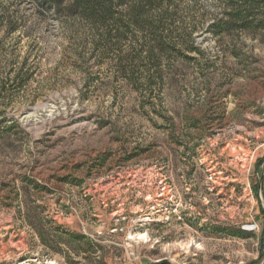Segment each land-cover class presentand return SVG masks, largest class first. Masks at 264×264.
Listing matches in <instances>:
<instances>
[{
	"label": "rangeland",
	"instance_id": "1",
	"mask_svg": "<svg viewBox=\"0 0 264 264\" xmlns=\"http://www.w3.org/2000/svg\"><path fill=\"white\" fill-rule=\"evenodd\" d=\"M157 5L105 43L0 0V264L262 262L264 0Z\"/></svg>",
	"mask_w": 264,
	"mask_h": 264
},
{
	"label": "trees",
	"instance_id": "2",
	"mask_svg": "<svg viewBox=\"0 0 264 264\" xmlns=\"http://www.w3.org/2000/svg\"><path fill=\"white\" fill-rule=\"evenodd\" d=\"M40 3L49 6L54 10L57 16L62 17L63 13L67 12L70 17H78L86 21L102 41L105 43L111 42L116 36L128 40V36H122L123 30L130 25L138 29H145L146 23L154 21V13L159 12L160 7L157 5V0H39ZM244 5L246 6L243 8ZM252 5V4H251ZM247 4H231L229 12H227L228 20L216 21L211 30L216 36H220L225 31H231L233 25L240 27L243 30L252 29L257 21L256 16L252 14V6ZM158 15V14H157ZM125 22H128V26ZM262 21H259L261 23ZM258 23V22H257ZM261 27L262 24H260ZM127 26V27H126ZM151 27L152 24H151ZM117 33V35L114 36ZM122 33V34H121ZM166 51V50H164ZM147 53L152 55L154 50H148ZM148 79V78H147ZM151 77L147 80L151 82ZM263 159L260 161L262 163ZM258 192V186L255 188ZM262 213L263 209H261ZM241 233H239V236ZM84 239V237L80 238ZM264 258V254L261 259ZM256 262L254 264H259Z\"/></svg>",
	"mask_w": 264,
	"mask_h": 264
},
{
	"label": "water",
	"instance_id": "3",
	"mask_svg": "<svg viewBox=\"0 0 264 264\" xmlns=\"http://www.w3.org/2000/svg\"><path fill=\"white\" fill-rule=\"evenodd\" d=\"M260 172H259V178H258V195L262 202V209L264 212V159L260 165ZM155 264H170L168 262H161V263H155ZM260 264H264V258Z\"/></svg>",
	"mask_w": 264,
	"mask_h": 264
}]
</instances>
